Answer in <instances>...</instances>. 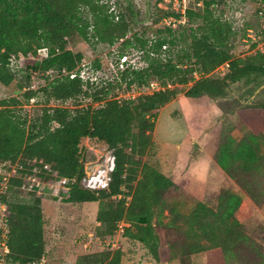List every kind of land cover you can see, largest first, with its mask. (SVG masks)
<instances>
[{
  "label": "trees",
  "instance_id": "1",
  "mask_svg": "<svg viewBox=\"0 0 264 264\" xmlns=\"http://www.w3.org/2000/svg\"><path fill=\"white\" fill-rule=\"evenodd\" d=\"M126 2V11L115 14L107 5L99 4V0H0V85L10 87L14 93L0 100V165L20 163L0 195L7 228L8 253L4 260L22 264L45 257V223L40 200L25 203L7 196L8 192L21 189L44 198L43 194H37L39 186L32 184L29 188L23 179L36 166L39 169L36 175L45 185L60 177L67 178L59 193L67 202L98 203L95 229L98 237L114 235L122 222L121 236L141 243L155 262H160L164 253L167 260L190 262L191 256L201 252L211 262L212 252L218 251L223 264H234L248 241L254 246L253 264H264V247L254 243L237 219L238 195L224 191L215 208L197 200L188 211H176L164 201L165 193L177 185L175 177L163 174L147 157L155 117L181 91L179 85L186 87L184 95L193 99L224 98L232 85L249 74L255 75L254 87L260 86L264 83V50L243 60L233 58L232 41L239 31L231 21L209 10L214 0H204L201 12L186 6V24L200 19L195 27L180 30L164 26L155 31L149 44L151 54L166 45H185L188 53L165 60L147 55L141 67L118 68L121 79L128 78L129 84L142 90L134 98H118L111 93V83L95 76L100 62L95 63L93 70H81L83 54L68 49L66 39L75 32L88 39L87 28L91 25V35L100 42L113 44L122 40L118 59L128 47L144 49L147 40L138 44L136 37L125 38L137 14L131 0ZM116 3L119 4L118 0ZM258 9L259 3L256 16ZM89 14L91 23L87 19ZM259 24L264 30V23L259 20ZM249 26L244 24L240 28V37ZM42 48L46 56H40L38 51ZM223 64L227 66L226 72L213 76L211 72ZM36 79L44 83L33 88ZM150 82H157L160 88L144 93ZM39 95L43 97L42 105L27 110L30 100ZM78 98L88 101L72 108L50 105L53 101ZM245 137L246 141L240 140L234 150L230 144L220 147L214 159L256 202L258 195L246 185L244 174L251 176L264 164V157L259 154L256 136L248 133ZM82 138L104 142L114 157L106 188L90 190L81 186L85 176L79 147ZM234 161L239 166L232 172L228 167ZM44 164L57 175H51L43 168ZM165 211L168 221L163 224ZM163 225L178 230L181 237L165 238L161 232ZM122 255L121 248L108 247L83 254L74 264H121Z\"/></svg>",
  "mask_w": 264,
  "mask_h": 264
},
{
  "label": "rangeland",
  "instance_id": "2",
  "mask_svg": "<svg viewBox=\"0 0 264 264\" xmlns=\"http://www.w3.org/2000/svg\"><path fill=\"white\" fill-rule=\"evenodd\" d=\"M180 0H131V6L137 11L131 21L130 28L125 38L134 40L137 43L145 42L144 49L131 46L125 49V55L120 59L117 57L122 40H117L113 44L100 42L91 34L93 27L87 28L88 39L82 37L78 32L66 39V47L73 52H81L83 59L81 70L94 68L97 61L100 62V70L97 75L101 81L112 84L111 93L118 98H134L142 90L139 86L129 84V79H121L119 69L130 65L131 67H141L145 65V58L157 57L175 59L179 54L188 53L185 45L162 47L157 53L149 52V44L154 39L155 31L164 26H171L174 29L195 27L200 19L186 24V18L180 13ZM204 0H187V8L195 12H201ZM210 1V0H206ZM99 0V4H105L109 11L117 14L118 11H126V0ZM209 10L220 15L223 19L232 22L233 27L239 33L233 39L231 54L233 58H248L257 52H263L264 36L263 28L259 24L255 11L258 7L256 0H214ZM84 9L83 15L85 16ZM91 23V15L88 16ZM184 20V21H183ZM244 24H249L252 31H245V35L240 37V28ZM261 31L260 39H253L254 33ZM249 33L250 36L246 34ZM137 46V45H136ZM147 50V51H146ZM150 53V54H149ZM44 51H40V56ZM193 60V59H192ZM227 70L226 64L216 68L211 74L222 76ZM91 72V71H90ZM195 77L198 74L194 73ZM255 75H247L243 81L232 85L230 92L224 98L211 99L207 96L199 98H189L184 95V89L179 85L180 92L172 101L161 107L155 117V126L152 133V146L149 157L150 162L158 165L160 171L165 175L175 174L177 185L165 193L164 201L169 207H174L176 211H188L197 200H202L209 206L215 208L218 196L224 191L234 193L239 196L240 203L237 212V219L242 224L243 230L255 244L264 247V164L258 166L257 170L250 176L244 174L248 187L253 189L257 196L254 202L242 187L228 176L216 163V156L220 147L230 144L232 150L241 140H245V134L251 133L256 137L259 145V154L264 157V83L255 86ZM108 80V81H107ZM259 78L256 80V82ZM44 81L36 79L33 88L43 85ZM191 84V83H190ZM251 88L253 91L250 93ZM151 93L152 90L144 91ZM14 96L10 87L0 85V100ZM87 99L67 100L65 102H50V105H62L72 108L75 104L86 103ZM43 97L38 96L31 99L27 110L31 107L42 105ZM250 142V141H248ZM252 143V142H251ZM250 143V144H251ZM79 147L84 168L86 165L94 168L106 164V156L110 151L104 142L82 138ZM146 156L142 158L145 160ZM20 165L15 163H2L0 174L7 172L11 167ZM238 162L229 164L235 169ZM233 172V171H232ZM1 176V175H0ZM5 180L0 182L5 185ZM49 186V185H48ZM46 186L40 193L44 198L30 194L23 190L16 189L15 193L8 192V198L16 197L21 202L33 203L36 198L40 200L43 210L44 231H45V257L44 264H74L76 259L83 254L100 252L108 247L121 248L123 255L121 264H223V259L218 251L212 252L211 262L199 259L195 255L191 256L190 262L178 259L167 260L164 253L160 262H155L139 242L125 239L121 236L124 223H119L118 229L112 236L98 237L95 234L97 202H67L64 195H53L58 188L59 193L62 187L54 184L51 189ZM5 188L0 189V195ZM1 203V200H0ZM3 206L0 204V235L6 232V224L3 218ZM163 224L168 221L167 211L162 215ZM164 237L170 240H177L181 236L178 230L165 227L161 228ZM241 247L239 264H253L256 256L254 246L245 242ZM234 262V264H238ZM0 264H10L6 260Z\"/></svg>",
  "mask_w": 264,
  "mask_h": 264
},
{
  "label": "built area",
  "instance_id": "3",
  "mask_svg": "<svg viewBox=\"0 0 264 264\" xmlns=\"http://www.w3.org/2000/svg\"><path fill=\"white\" fill-rule=\"evenodd\" d=\"M165 1H170V0H165ZM257 1L259 3V9L257 10V16H258V19L264 23V0H257ZM179 2H180L179 4L181 5L180 13L182 14L183 19H185L184 12H185V9L187 6V0H180ZM246 31L250 32V31H252V29L247 28ZM263 32H264V30H263ZM246 35L250 36L249 33H247ZM261 35H262L261 31L255 32L253 39H255V38L260 39ZM262 44H264V36L262 37ZM41 50L44 51L43 56H46L45 48L39 49V51H38L39 54H40ZM159 88L160 87H159L157 82H150L146 86L144 91H148V90L155 91ZM106 162H107L106 164H104L103 166L97 167V168H94V166H89V164L85 166V168H84L85 176L81 179V186L83 188L90 189V190H98V189H103V188L107 187L108 181H109V172L113 169V166H114V157L111 154H109L108 156H106ZM43 168L48 170L51 175H53V176L57 175L56 172H54L50 169V166L48 164H44ZM0 170H1V166H0ZM37 171H39V169H38V167L35 166L32 169V173L25 174L23 177V179H25L26 182L28 183L29 188L32 186V184H34L35 186H39L41 189H44L48 185H49L48 188L51 189V187L54 184H58V186L60 185L63 188L64 184L67 182V178L60 177L58 179L53 180L51 183L45 185L44 183H42L40 181V179L36 175ZM16 173H17V170H16V166H15V167H11L9 170H7V172L5 171V172H2L0 174L3 176L2 180L3 179L5 180L4 181L5 185L7 183L8 178L10 176L15 175ZM5 185L2 184V182H0V189L5 188L6 187ZM41 189H39L37 191V194H40L42 192ZM58 194H59V190L57 188L53 192V195H58ZM5 238H6V232H3L0 235V263L2 261H4V256L8 253V248L5 244L6 243ZM44 263H45L44 257H42L39 261H32V262L22 263V264H44Z\"/></svg>",
  "mask_w": 264,
  "mask_h": 264
},
{
  "label": "crops",
  "instance_id": "4",
  "mask_svg": "<svg viewBox=\"0 0 264 264\" xmlns=\"http://www.w3.org/2000/svg\"><path fill=\"white\" fill-rule=\"evenodd\" d=\"M170 175H172V176L175 177V174L174 173H172ZM198 254L200 255V256H198L199 259H205V261H206V254L204 252L194 254V256H193L192 259L194 260L195 255H198Z\"/></svg>",
  "mask_w": 264,
  "mask_h": 264
}]
</instances>
